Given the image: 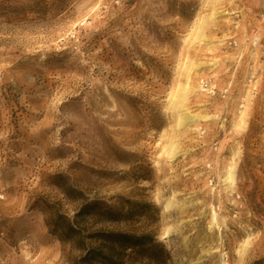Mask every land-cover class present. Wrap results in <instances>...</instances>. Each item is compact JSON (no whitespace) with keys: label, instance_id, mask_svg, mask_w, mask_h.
<instances>
[{"label":"rangeland","instance_id":"374dc122","mask_svg":"<svg viewBox=\"0 0 264 264\" xmlns=\"http://www.w3.org/2000/svg\"><path fill=\"white\" fill-rule=\"evenodd\" d=\"M69 186L165 264H264V0H0V264H74Z\"/></svg>","mask_w":264,"mask_h":264},{"label":"trees","instance_id":"16d2710c","mask_svg":"<svg viewBox=\"0 0 264 264\" xmlns=\"http://www.w3.org/2000/svg\"><path fill=\"white\" fill-rule=\"evenodd\" d=\"M65 195L78 200L79 206L71 216L49 210L47 225L60 241L79 252L74 264H165V246L153 235L110 228L124 220V212L104 201L90 200L71 186Z\"/></svg>","mask_w":264,"mask_h":264},{"label":"bare ground","instance_id":"6f19581e","mask_svg":"<svg viewBox=\"0 0 264 264\" xmlns=\"http://www.w3.org/2000/svg\"><path fill=\"white\" fill-rule=\"evenodd\" d=\"M190 79L191 78L188 76L187 77L188 81H187L185 87L183 88L184 92H185V90L189 91V90L194 89L197 85L196 82H191ZM185 94H187V92L180 94L178 97V100L173 104V106L175 108H178V109L182 108L181 109V111H183L182 113L179 114V112H177L178 113L177 118H178V121L180 122V124L183 122L195 124L194 121L199 119V117L201 116V113L191 114L189 111H187L188 108H187L186 102H185L186 101V95ZM244 117H245L244 112L241 111L240 120L243 121ZM232 154H233V157L231 160V164L226 171V184H227V186L225 187V190L228 194L231 193L235 188V174H234L235 171L234 170H235V165H236L235 158H236V155L238 154L237 149H233ZM216 223H217V213H216V211L213 210L212 218L210 220V225L213 226ZM223 264H227V263L223 262Z\"/></svg>","mask_w":264,"mask_h":264}]
</instances>
